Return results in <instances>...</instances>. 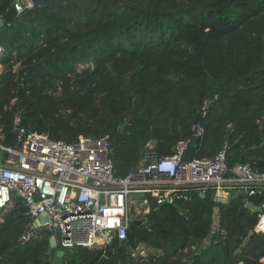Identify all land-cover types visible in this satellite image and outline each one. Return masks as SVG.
<instances>
[{
    "label": "trees",
    "instance_id": "16d2710c",
    "mask_svg": "<svg viewBox=\"0 0 264 264\" xmlns=\"http://www.w3.org/2000/svg\"><path fill=\"white\" fill-rule=\"evenodd\" d=\"M14 1L0 0V16ZM10 23L0 32L3 144H16L21 111L27 128L54 139L108 136L115 173L126 176L141 161L140 139L169 155L200 123L204 135L185 160L212 157L228 142L231 166L264 171V0H47ZM86 62L93 67L79 70ZM193 196L148 214L152 229L137 226L147 256L128 259L123 246L104 264H260L264 235L245 243L258 222L257 212L239 214L246 197ZM217 205L223 234L199 252ZM33 223L13 196L0 216V264L51 263L53 232ZM103 254L80 246L65 264H96Z\"/></svg>",
    "mask_w": 264,
    "mask_h": 264
},
{
    "label": "built area",
    "instance_id": "2783aa9c",
    "mask_svg": "<svg viewBox=\"0 0 264 264\" xmlns=\"http://www.w3.org/2000/svg\"><path fill=\"white\" fill-rule=\"evenodd\" d=\"M33 7L32 0H15L12 8L20 16ZM4 52L0 44V56ZM0 67L1 72L3 64ZM88 67H93L92 62L79 64V70ZM13 131V146L3 144L0 135V162L7 165L0 166V216L17 196L38 227L61 230L66 246L96 247L113 239L125 242L131 221L147 218L151 198L158 205L190 202L194 193L205 195L210 189L216 201L233 196L235 188H240L246 201L250 197L262 198L254 231L264 235V171L250 163L231 166L228 142L212 157L185 160L192 141L204 135L200 123L194 125L191 137L177 142L172 154L159 156L153 144L147 143L138 166L126 176L115 173L108 136L83 135L75 141L54 139L27 128L21 111L13 116ZM141 200L146 208L136 206ZM219 233L223 231L219 229ZM29 237L27 234L23 239ZM132 256L144 257L147 252L138 248ZM260 264H264V257Z\"/></svg>",
    "mask_w": 264,
    "mask_h": 264
},
{
    "label": "water",
    "instance_id": "95a60500",
    "mask_svg": "<svg viewBox=\"0 0 264 264\" xmlns=\"http://www.w3.org/2000/svg\"><path fill=\"white\" fill-rule=\"evenodd\" d=\"M47 0H32L34 6H40V7H45ZM17 16L16 9L12 8L10 11H8L5 16H4V21L0 22V30L4 29L5 22L6 21H11L14 17ZM18 81H22L21 77H18ZM127 125V121L124 122L123 124L120 125V129H123ZM145 147V142L143 139H140L139 141V150L144 149ZM0 166L6 167L4 163L0 162ZM241 196L239 194H234L233 196L229 198H218L217 202L222 203V204H227L233 200V198ZM242 204L239 208V214L241 213H247L250 211V209H253L254 212H259L261 208L259 206H255L251 201H246V199H242ZM163 205H158L157 200L155 198H151V202L149 205V214H152L155 211V208L161 207ZM220 211H221V206L217 205L215 206V215H214V223L212 226L211 232L204 238L203 242L199 246V252L202 251V249L212 243L213 239L215 236H219V228H220ZM46 219H48L46 217ZM37 221H34V227H38V224L36 223ZM137 226H143L148 229H152L154 227V223L149 219V218H134L131 223H130V228L128 232V238L126 242L119 243L118 249H114L112 247L111 243H108L104 247V254L101 256L99 261L96 264H104L107 258H110L114 256L117 253V250L121 249L123 246H125V249L127 250V258L131 259L132 254L134 253L135 250L138 249V243L136 240V228ZM255 234V231H252L249 235L248 238L246 239L245 243L248 242V240ZM70 246H66L62 242V233L59 228L55 229L51 240H50V249H49V254H50V259L54 262V264H65V253L67 251H71Z\"/></svg>",
    "mask_w": 264,
    "mask_h": 264
},
{
    "label": "crops",
    "instance_id": "0c3cea01",
    "mask_svg": "<svg viewBox=\"0 0 264 264\" xmlns=\"http://www.w3.org/2000/svg\"><path fill=\"white\" fill-rule=\"evenodd\" d=\"M232 193H241V190H240V188H235V189H233L232 191H231ZM202 195V194H201ZM202 196H204V195H202ZM253 203V202H252ZM254 204V203H253ZM255 206H258V205H256V204H254ZM251 211H253V209H250ZM78 247H80V246H77V247H74V248H72L71 249V251H67L66 253H65V260H66V258H67V256H69L70 254H72V253H78V249H76V248H78ZM104 247H105V245H102V244H98L96 247H88V248H99V249H104ZM51 260V259H50ZM52 261V260H51Z\"/></svg>",
    "mask_w": 264,
    "mask_h": 264
},
{
    "label": "rangeland",
    "instance_id": "374dc122",
    "mask_svg": "<svg viewBox=\"0 0 264 264\" xmlns=\"http://www.w3.org/2000/svg\"><path fill=\"white\" fill-rule=\"evenodd\" d=\"M8 68V67H7ZM3 69H5V66L3 65V67H2V70ZM14 69H18V67H17V65H16V67H14ZM0 70H1V67H0ZM150 143H152L153 144V141H151ZM142 150H144V149H142ZM143 152V151H142ZM142 202H143V200H141L138 204H136V206L139 208V209H141V208H146V205H142ZM133 206H134V204H133ZM134 211H135V209H134ZM148 217V216H147ZM33 228H35V229H40V230H44L45 228L43 227V226H41V227H34L33 226ZM76 249H78V248H76Z\"/></svg>",
    "mask_w": 264,
    "mask_h": 264
},
{
    "label": "clouds",
    "instance_id": "9594fccd",
    "mask_svg": "<svg viewBox=\"0 0 264 264\" xmlns=\"http://www.w3.org/2000/svg\"><path fill=\"white\" fill-rule=\"evenodd\" d=\"M34 7H35V6H34ZM4 20H5V19H4ZM6 22H7V21H6ZM6 22H5V26H7V25H6ZM8 22H9V21H8ZM1 31H2V30H0V32H1ZM1 64H2V63H1ZM91 68H92V67H91ZM3 70H4V69H3ZM3 70H2L1 72H3ZM1 72H0V73H1ZM149 142H151V141H149ZM149 142H148V143H149ZM145 146H146V144H145ZM144 148H145V147H144ZM142 151H143V150H142ZM234 194H239V195H241L240 193H233V195H234ZM241 196H243V195H241ZM251 202H252V201H251ZM158 208H159V207H158ZM149 209H150V208H149ZM250 211H251V210H250ZM147 218H148V217H147ZM33 222H34V221H33ZM33 226H34V223H33ZM219 229H220V228H219ZM53 233H54V232H53ZM255 233H256V232H255ZM125 242H126V241H125ZM110 243H111V242H110ZM73 248H74V247H73ZM138 248L143 249V247H141L140 245H138ZM144 250H145V249H144ZM145 251H146V250H145ZM146 252H147V251H146ZM147 254H148V253H147ZM132 257H133V256H132ZM134 258H135V257H134ZM138 258H139V257H138ZM51 262H53V261H51ZM53 263H54V262H53Z\"/></svg>",
    "mask_w": 264,
    "mask_h": 264
}]
</instances>
